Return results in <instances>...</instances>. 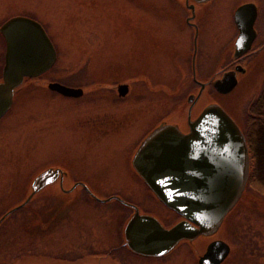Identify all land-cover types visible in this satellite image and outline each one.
<instances>
[{
	"label": "rangeland",
	"instance_id": "374dc122",
	"mask_svg": "<svg viewBox=\"0 0 264 264\" xmlns=\"http://www.w3.org/2000/svg\"><path fill=\"white\" fill-rule=\"evenodd\" d=\"M247 3L259 8L261 31L255 53L244 61L247 72L227 95L203 83L193 118L219 103L243 128L264 91V0L207 4L200 41L208 62L197 71L216 77L222 69L216 61L225 54L231 59L235 13ZM185 11L183 0H0V26L15 15L40 21L59 57L46 76L23 86L0 121V220L26 202L43 170L67 173L64 189L55 184L43 190L0 224V264H95L111 249H118L113 256L122 264H176L182 257L155 261L121 247L132 213L123 202L162 222L173 216L137 175L132 158L163 123L188 128L189 99L201 85L179 79L177 53L189 42L182 40L185 29L177 18ZM5 53L0 34V82ZM49 82L86 94L66 98L47 89ZM123 83L130 85L126 97L117 90ZM79 183L95 197L83 186L74 189ZM218 237L231 244V258L240 255L239 264H264V199L244 197Z\"/></svg>",
	"mask_w": 264,
	"mask_h": 264
},
{
	"label": "water",
	"instance_id": "95a60500",
	"mask_svg": "<svg viewBox=\"0 0 264 264\" xmlns=\"http://www.w3.org/2000/svg\"><path fill=\"white\" fill-rule=\"evenodd\" d=\"M183 1L189 4L191 0ZM193 1L205 4L212 0ZM258 14L259 8L253 3L237 9L236 58L252 50L257 38L255 24ZM0 34L6 42L5 67L0 83L1 121L12 109L18 89L27 79H38L47 74L55 66L58 53L42 24L30 17L9 19L0 27ZM238 72H245L244 67L239 66L214 81L219 94H230L238 87ZM205 87L201 84L200 93L189 99L188 132L178 125L163 123L142 141L132 158L133 169L154 196L183 218L168 229L155 216L142 214L138 206L123 202L135 210L124 231L126 244L135 253L159 257L170 253L184 240L217 236L228 215L245 195L251 175V155L242 128L219 103L207 105L197 117L192 116ZM48 88L66 98L79 99L85 95L84 89L59 82H50ZM129 91L128 83L118 86L120 97H126ZM66 176L62 169L43 170L34 179L26 202L2 220L27 206L45 189L57 183L64 189ZM78 186H83L95 197L82 183L74 189ZM230 252L227 242L214 241L201 263L206 264L209 260L211 264H221Z\"/></svg>",
	"mask_w": 264,
	"mask_h": 264
},
{
	"label": "flooded vegetation",
	"instance_id": "af4514ba",
	"mask_svg": "<svg viewBox=\"0 0 264 264\" xmlns=\"http://www.w3.org/2000/svg\"><path fill=\"white\" fill-rule=\"evenodd\" d=\"M184 3H185L187 11H185V13H183V15L182 14L178 15L177 19L179 20V23L180 22H181V24L183 23L182 27L185 29V31H183L182 40L184 41V43L186 41H188L189 45H187V43H186V46H183L177 53L179 56L178 57L179 79L182 80V82H184V83H196L199 85L204 83L207 85L208 84L213 85L214 81L223 77V75L225 73L230 72V71H234L239 66L244 67L243 66L244 61L255 53V49H257L256 45H258V41L261 39L260 26L258 27V23L260 22V13L258 14V18H257L256 24H255V29L257 31V38L253 44L252 50L248 54L244 55L243 57L236 58L235 57V47H234L230 60H226L227 55L225 54V56L222 60L216 61V62H220L222 64V66L220 65L222 69L219 71V74L216 77H214V75L211 73H205V74L201 75L197 71V69L199 67H201L202 64H206L208 62L206 59V56L208 54L207 48H203L202 43L200 41L201 40L200 35H201L202 30L204 29V27L207 23L206 18H205V11L207 9L208 3L198 4L193 0H191L189 2V4H187L186 1H184ZM15 16H22V15H15ZM15 16H12V17H15ZM30 18H32V17H30ZM32 19H34V18H32ZM36 21H38V20H36ZM38 22L41 23L40 21H38ZM262 24H263V19H262ZM42 26H43V24H42ZM45 30H46V28H45ZM261 46H262V47H260L261 49L264 48V44H262ZM143 61L145 62V58H143ZM183 69H191V72H189L187 70H183ZM244 69H245V72H243V73L238 72V79H239V75L247 72L245 67H244ZM143 82H148V80H145ZM182 130L184 132H188L189 126H188L187 130H185V129H182ZM138 208L140 209L139 206H138ZM140 212L142 214H146V213L142 212L141 209H140ZM171 212L173 213V216L172 215H166L167 220H164V222H162V220L159 219L161 221V223L168 229L172 228L173 226H175L176 224H178L179 222H181L183 220V218L181 216H179L177 213H175L173 211H171ZM134 214H135V210L132 209V213L128 219V222L131 220V218L133 217ZM174 217H175V219H174ZM128 222H127V224H128ZM217 240H223V241L227 242L231 247L230 254L225 258V260L221 264H239V263H241V260L239 257L240 255L237 258H231V254H232L231 244L228 241L222 239L221 237H218V235L214 236V237H200L194 241L184 240V241L180 242L170 253L163 255V256H159V257H157V256H144V255L135 253L126 244L125 236H124V243H123L121 248L126 249L133 256H136L139 258H147V259H152L155 261L156 260L168 261L169 259H171V256H173L174 254H176V255L181 254L182 257H180V258L177 255L176 259H179V260L176 261V264H186L187 259H190V261H188V264L189 263L202 264L201 260L205 256V254L207 253V250H208L210 244L213 243L214 241H217ZM180 249L185 250V252H179L178 253V251ZM116 250H118V249H111L110 251H108V253H105L103 255H99L98 256V262L95 264H105V263H103V261L106 259L110 260L109 264H122V262H120L119 260H117L113 256L114 253L116 252ZM184 255L187 257H183ZM206 264H211V263L208 260V261H206Z\"/></svg>",
	"mask_w": 264,
	"mask_h": 264
},
{
	"label": "trees",
	"instance_id": "16d2710c",
	"mask_svg": "<svg viewBox=\"0 0 264 264\" xmlns=\"http://www.w3.org/2000/svg\"><path fill=\"white\" fill-rule=\"evenodd\" d=\"M243 131L251 155L252 171L244 197L264 199V91L245 117Z\"/></svg>",
	"mask_w": 264,
	"mask_h": 264
},
{
	"label": "bare ground",
	"instance_id": "6f19581e",
	"mask_svg": "<svg viewBox=\"0 0 264 264\" xmlns=\"http://www.w3.org/2000/svg\"><path fill=\"white\" fill-rule=\"evenodd\" d=\"M11 18H12V17H11ZM56 50H57V49H56ZM57 53H58V52H57ZM58 59H59V57H58ZM57 63H58V60H57L56 64H57ZM56 64H55V66H56ZM55 66H54L50 71H52V70L55 68ZM4 67H5V61H4ZM4 67H3V70H4ZM50 71H49V72H50ZM2 80H3V78H2ZM27 81H28V79H27V80L25 81V83H24V84L18 89V92L16 93V95H17L18 93H21V90L23 89V86H25V85L27 84ZM1 82H2V81H1ZM1 82H0V83H1ZM49 83H50V82H49ZM49 83H46V85H45V86L47 87V89H49V88H48V84H49ZM119 85H121V84H119ZM119 85H118V86H119ZM117 90H118V89H117ZM85 94H86V93H85ZM15 100H16V96L14 97V103H13L12 109H13V107H14ZM197 103H198V102H197ZM197 103L195 104V106L197 105ZM195 106H194V107H195ZM190 107H191V106H190ZM12 109H11V110H12ZM11 110H10V111H11ZM10 111H9V112H10ZM9 112H8V114H9ZM8 114H7V115H8ZM7 115H6V116H7ZM6 116H5V117H6ZM37 195H38V194H37ZM37 195H36V196H37ZM36 196H35V197H36ZM35 197H34V198H35ZM34 198H33V199H34ZM33 199H32V200H33ZM20 206H21V205H20ZM25 207H26V206H25ZM22 208H24V207H22ZM22 208H20V209H22ZM20 209H18V210H20ZM18 210H17V211H18ZM7 214H8V213H7ZM7 214H6V215H7ZM12 214H13V213H12ZM10 215H11V214H10ZM10 215H9V216H10ZM9 216L5 217V219L2 220V219L4 218V217H3V218L1 219L2 222H1V220H0L1 224H2V223H3V222H4Z\"/></svg>",
	"mask_w": 264,
	"mask_h": 264
}]
</instances>
